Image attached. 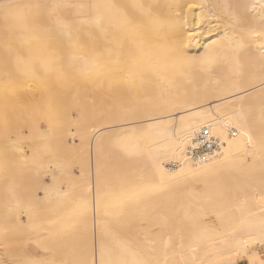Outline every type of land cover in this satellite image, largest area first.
Here are the masks:
<instances>
[{
    "label": "bare ground",
    "instance_id": "6f19581e",
    "mask_svg": "<svg viewBox=\"0 0 264 264\" xmlns=\"http://www.w3.org/2000/svg\"><path fill=\"white\" fill-rule=\"evenodd\" d=\"M44 86L97 89L110 104L73 121L69 185L51 176L28 200L25 149L9 138L22 139L15 117ZM203 130L217 148L199 153ZM5 177L0 240L12 251L46 232L44 260L21 264H260L264 0H0ZM67 236L78 250L58 251Z\"/></svg>",
    "mask_w": 264,
    "mask_h": 264
},
{
    "label": "rangeland",
    "instance_id": "374dc122",
    "mask_svg": "<svg viewBox=\"0 0 264 264\" xmlns=\"http://www.w3.org/2000/svg\"><path fill=\"white\" fill-rule=\"evenodd\" d=\"M9 48L10 49L12 48L14 50V47H9ZM51 52H53V51L51 50ZM45 89H47V91H50V92H48L47 94L43 92L44 95L42 94L43 98L41 97V100L39 98L41 95L40 93L38 94L39 96H35L34 99L31 100V101H33V103L35 102L34 105L31 102L32 103L31 106L32 107L34 106L33 107L34 109L31 110L32 107L29 106L26 108V111L21 112V114H19L17 117H15V118H17V120L19 119L23 122V123L19 124V126H20L19 128L20 129H21V127L24 128V129H21L24 131V132L22 131L24 137L22 136V139L21 138L18 139L16 136H12L14 134H10L11 136L9 135L10 136V138H9L10 142L12 140L17 139L18 141L15 140V143L20 142L21 143L20 146L23 147L22 150L25 149L24 153L27 157V164H26L27 169L25 172L26 177L24 179V185H25V191L27 192L26 196H27L28 200H33L36 196H39L40 194H41L40 196H42L43 195V191H42L43 187L45 188V186L50 185L52 183V181H51L52 179L58 178V180L57 179L56 180L59 183L61 182L60 184L63 183L62 187L66 186V184H64V182L67 183V186L69 185L70 180H71L70 176L71 175L74 176L75 173L78 174L80 171V164H78L79 163L78 160L76 158H74L73 156H71V155H73L71 153H73V151L75 149H73V150L69 149L70 146L72 148V146H75L76 143L78 142L77 138L74 136L76 134L75 132L77 130V128H76L77 125H76V127L74 125L76 123L78 124V123L82 122V119L79 118V117H81L80 113H82V111H84L83 113L92 114V112H94V109L97 110L96 109L97 105H98L97 103L100 102L99 99H102L104 102L102 104L99 103V106L102 105V107L100 106V108H103V112L105 111V113H106V106L110 104V100H107L106 96H104V94L102 92H100L101 93L100 94L99 90H97V89L94 91H89L87 89L89 93L86 92L84 94L82 92L86 89L79 91L78 93H77V91H74V88L72 89V92L67 91V89L69 90L71 88H67L66 90L65 89L61 90L60 88L57 89V88H53V87H45ZM47 91H45V92H47ZM74 92H76L77 95L73 94ZM96 92H97V94H95ZM91 93H92V95H91ZM83 95H85V96H83ZM97 95H99L100 97L98 96V98H97L96 97ZM36 97H38L39 99ZM83 97H86V99ZM78 99L80 100V102H78L79 101ZM91 100H93L94 102ZM39 102H41V106H40ZM105 102L107 103L106 105H105ZM95 104H97V105L95 106ZM35 106H37V107H35ZM81 106H83V107H81ZM70 107H71L72 112L70 111V113H69ZM77 109H78V111H77ZM27 110H28V112H27ZM49 110L51 112H49ZM34 112H35V114L33 115L32 113H34ZM41 113H42V115H41ZM47 114H50V116H47ZM63 116L65 118H63ZM105 116H106V114H105ZM38 118L41 120H38ZM77 118L81 119V121L77 120ZM34 119L38 120V121L35 122ZM43 120H44V122H43ZM73 121L75 122V124ZM92 121L90 124H94V123H92ZM70 125H72L73 127H71ZM69 130H70V132H68ZM28 133H30L29 134L30 137L28 136ZM68 133H70V134L73 133L72 134L73 137L70 136V134H68ZM51 134L54 135L53 136L54 138H51V136H50ZM67 136H69V137H67ZM18 143H16V145L19 146ZM22 143L23 144L25 143V144L23 145ZM12 144H13V142H12ZM35 147H37V148H35ZM27 148H28V150H27ZM33 148H34V150H33ZM54 150H55V152H54ZM71 150H72V152H70ZM30 153H32V154H30ZM33 157H34V159H33ZM108 159L110 160V163H107L105 161L106 162L105 163L106 170H104V171L109 178L111 176V173H112V170L110 168L112 166V162H116L117 159H112L110 157H108ZM35 161H37V163ZM40 161H41V163H40ZM58 162L61 164H58ZM45 163H46V165H45ZM37 164H38V166H37ZM56 164L58 166H56ZM67 164H68V166H67ZM107 164L109 165V167ZM47 167H48V171L51 170V173H53L54 175H50V173H48ZM55 167H58V168L56 169ZM50 168H52V169H50ZM59 169H61V170H59ZM60 171L62 172V174ZM109 171H110V173H109ZM30 173H32V174H30ZM66 173L68 174V176L66 175V179H65ZM46 174H47V176H46ZM51 176L54 178L50 179ZM58 176H60V178ZM7 180H8V177H5L3 179L0 178V187H2L4 184H6ZM45 183L47 185H45ZM22 219L26 220V217L22 216ZM153 231H154L153 235L157 234V229H153ZM45 234H46V232H44L42 230V231H37V232H28L24 236H20L18 241L15 243V249L12 248V249H14L12 251H11V248L4 245L3 242L0 240V262L2 264H21V260L25 256H28L29 260L32 262H40V261L44 260L45 257L43 255L44 254V249H43L44 247L43 246H45V240H46ZM119 236L124 237V234H120ZM72 239L74 241H72ZM70 241H72V242H70ZM65 242H68L69 246L65 245ZM63 244H64L63 246H60L57 248L58 251H61V250L67 251L69 247H72V248H75V250H78L77 240L74 239L73 237L69 238V236H67L64 239ZM62 248H64V250ZM237 262H238V264H247L246 260H242V259H238ZM60 263L64 264L62 261Z\"/></svg>",
    "mask_w": 264,
    "mask_h": 264
},
{
    "label": "built area",
    "instance_id": "2783aa9c",
    "mask_svg": "<svg viewBox=\"0 0 264 264\" xmlns=\"http://www.w3.org/2000/svg\"><path fill=\"white\" fill-rule=\"evenodd\" d=\"M197 137L196 142L198 145L195 147V151L203 153L204 151H210L217 148L216 142L208 136L206 130L201 131Z\"/></svg>",
    "mask_w": 264,
    "mask_h": 264
},
{
    "label": "snow or ice",
    "instance_id": "6c2138e0",
    "mask_svg": "<svg viewBox=\"0 0 264 264\" xmlns=\"http://www.w3.org/2000/svg\"><path fill=\"white\" fill-rule=\"evenodd\" d=\"M193 7H194V5H193ZM245 134H246V133H245ZM249 143H251V137H249ZM252 260H253V264H255V260H254V258H252ZM100 264H105L103 258L101 259ZM260 264H264V260H261V261H260Z\"/></svg>",
    "mask_w": 264,
    "mask_h": 264
}]
</instances>
